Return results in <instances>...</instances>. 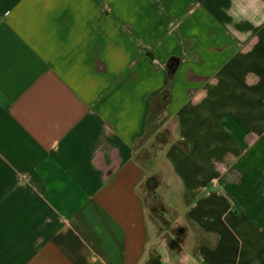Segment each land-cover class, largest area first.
I'll use <instances>...</instances> for the list:
<instances>
[{"label":"crops","instance_id":"crops-1","mask_svg":"<svg viewBox=\"0 0 264 264\" xmlns=\"http://www.w3.org/2000/svg\"><path fill=\"white\" fill-rule=\"evenodd\" d=\"M153 179L185 262L264 264V0H0V264H152Z\"/></svg>","mask_w":264,"mask_h":264},{"label":"rangeland","instance_id":"rangeland-1","mask_svg":"<svg viewBox=\"0 0 264 264\" xmlns=\"http://www.w3.org/2000/svg\"><path fill=\"white\" fill-rule=\"evenodd\" d=\"M160 116V117H159ZM162 113L154 115L153 125H149L146 134L138 145V154L143 164L151 160L154 165L155 158L162 149V144L167 141L162 130ZM144 185L142 192L148 203L150 226L152 227L151 258L152 264H192L185 262L186 254V229L181 228L176 214L168 208L163 200L162 190H157L158 180ZM151 184V185H149Z\"/></svg>","mask_w":264,"mask_h":264},{"label":"trees","instance_id":"trees-1","mask_svg":"<svg viewBox=\"0 0 264 264\" xmlns=\"http://www.w3.org/2000/svg\"><path fill=\"white\" fill-rule=\"evenodd\" d=\"M178 62L176 59H173L172 61H170V63L168 64V68H169V72H170V75H173L175 69H176V66H177ZM165 107L164 106H161L160 108L163 109Z\"/></svg>","mask_w":264,"mask_h":264}]
</instances>
